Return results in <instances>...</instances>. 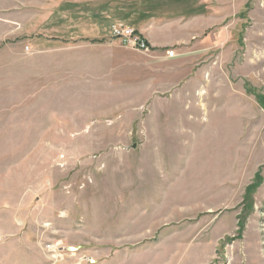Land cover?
<instances>
[{
  "label": "rangeland",
  "instance_id": "374dc122",
  "mask_svg": "<svg viewBox=\"0 0 264 264\" xmlns=\"http://www.w3.org/2000/svg\"><path fill=\"white\" fill-rule=\"evenodd\" d=\"M0 264H264V0H0Z\"/></svg>",
  "mask_w": 264,
  "mask_h": 264
},
{
  "label": "built area",
  "instance_id": "2783aa9c",
  "mask_svg": "<svg viewBox=\"0 0 264 264\" xmlns=\"http://www.w3.org/2000/svg\"><path fill=\"white\" fill-rule=\"evenodd\" d=\"M110 36L112 38H122L125 43L129 44L130 46H134L137 48H140L144 51H148V47L145 41H143L140 37H138L135 32L130 29H113V32H111ZM172 51L168 53V55H172Z\"/></svg>",
  "mask_w": 264,
  "mask_h": 264
},
{
  "label": "bare ground",
  "instance_id": "6f19581e",
  "mask_svg": "<svg viewBox=\"0 0 264 264\" xmlns=\"http://www.w3.org/2000/svg\"><path fill=\"white\" fill-rule=\"evenodd\" d=\"M231 122H232V121H231ZM225 125H226V124H225ZM227 128H228V127H227ZM223 129H224V128H223ZM228 129H229V128H228ZM228 129H227V130H228ZM230 129H231V128H230ZM227 130H226V131H227ZM224 131H225V130H224ZM227 132H228V131H227ZM226 134H227V133H226Z\"/></svg>",
  "mask_w": 264,
  "mask_h": 264
},
{
  "label": "water",
  "instance_id": "95a60500",
  "mask_svg": "<svg viewBox=\"0 0 264 264\" xmlns=\"http://www.w3.org/2000/svg\"><path fill=\"white\" fill-rule=\"evenodd\" d=\"M135 147H136V146L134 145V146H133V149H135Z\"/></svg>",
  "mask_w": 264,
  "mask_h": 264
}]
</instances>
